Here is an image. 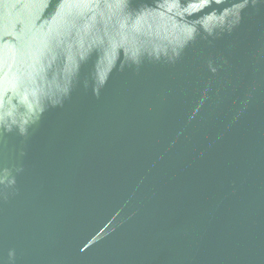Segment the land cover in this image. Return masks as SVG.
<instances>
[{"label": "water", "instance_id": "obj_1", "mask_svg": "<svg viewBox=\"0 0 264 264\" xmlns=\"http://www.w3.org/2000/svg\"><path fill=\"white\" fill-rule=\"evenodd\" d=\"M0 264H264V0H0Z\"/></svg>", "mask_w": 264, "mask_h": 264}]
</instances>
